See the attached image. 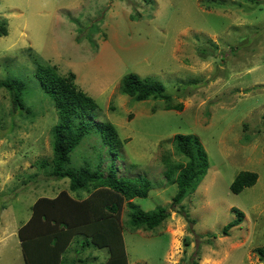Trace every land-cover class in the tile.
Here are the masks:
<instances>
[{
  "label": "rangeland",
  "instance_id": "rangeland-1",
  "mask_svg": "<svg viewBox=\"0 0 264 264\" xmlns=\"http://www.w3.org/2000/svg\"><path fill=\"white\" fill-rule=\"evenodd\" d=\"M1 25L0 81L19 77L41 94L37 62L59 76L73 73L98 106L94 120L116 130L118 174L152 184L132 202L145 212L167 209L156 228L129 232L123 203L128 264H264V0H0ZM131 73L160 82L181 110L122 94L121 80ZM26 99L36 104L29 117L0 88V264H25L18 230L32 204L68 188L67 179L48 178L37 165L51 159L53 102ZM176 134L197 137L208 157L205 176L181 203L185 213L171 206L177 187L163 175L164 158L181 159ZM91 135L72 152L73 163L102 146ZM243 171L257 181L235 194L231 183ZM237 211L243 221L224 235ZM86 250L91 256L78 258L88 264L107 260V248ZM65 255L74 256L73 243Z\"/></svg>",
  "mask_w": 264,
  "mask_h": 264
},
{
  "label": "trees",
  "instance_id": "trees-1",
  "mask_svg": "<svg viewBox=\"0 0 264 264\" xmlns=\"http://www.w3.org/2000/svg\"><path fill=\"white\" fill-rule=\"evenodd\" d=\"M248 1L256 3L257 0ZM5 34L6 28L1 25L0 35ZM34 74L42 95L35 92L37 89L27 88L19 77L0 81V88L10 94L13 110L24 111L26 117L32 115V108L36 105L33 101L28 105L26 97L47 96L53 102L58 120L51 130V159L41 160L37 165L40 173L48 178L55 181L67 179L68 188L52 197H39L32 204L30 218L18 230L24 262L88 264V260L78 257L86 246H92L107 248L108 257L102 264H128L118 219L123 203L128 208L125 226L129 232L150 231L162 224L169 213L164 207L145 212L132 202L134 198L147 197L152 184L144 176L130 178L118 174L116 162L120 140L116 130L110 123L94 120L98 106L93 98L77 88L75 75L59 76L53 67L40 62H37ZM120 92L136 102L162 100L165 110H181L180 105L173 103L172 96L165 93L163 85L149 77L140 79L132 73L126 75L121 80ZM92 133L98 136L102 146L95 148L93 157L83 160L82 165L73 163L72 152ZM173 145L181 159L172 162L164 158L166 169L163 175L168 184L177 187L171 206L180 205L182 208V201L205 176L208 157L200 140L193 135L176 134ZM37 177L35 174L29 179ZM257 178L254 172H240L231 183V192L236 194L253 186ZM235 215L236 218L223 228L224 235L243 221L242 212L237 211ZM72 243L77 258L65 255ZM258 252L264 255V250ZM191 264L198 263L192 261Z\"/></svg>",
  "mask_w": 264,
  "mask_h": 264
},
{
  "label": "crops",
  "instance_id": "crops-1",
  "mask_svg": "<svg viewBox=\"0 0 264 264\" xmlns=\"http://www.w3.org/2000/svg\"><path fill=\"white\" fill-rule=\"evenodd\" d=\"M73 252H74V251H73ZM89 252H90V250H86V251H85V249H84V251L81 252V255L86 253V254H88L87 257L89 258V257L91 256V255L89 254ZM73 257H74V258H77V256H76L75 253H74V256H73ZM83 257H84V256H83Z\"/></svg>",
  "mask_w": 264,
  "mask_h": 264
}]
</instances>
